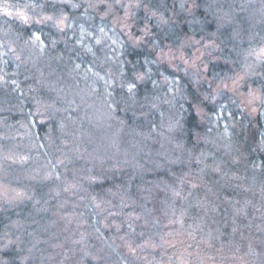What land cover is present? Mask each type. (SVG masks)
<instances>
[{"label":"rangeland","instance_id":"rangeland-1","mask_svg":"<svg viewBox=\"0 0 264 264\" xmlns=\"http://www.w3.org/2000/svg\"><path fill=\"white\" fill-rule=\"evenodd\" d=\"M32 2L33 0H0V8L13 12V15L6 16L3 11H0V44L6 45L15 41V43H12V47L16 49L15 53L9 52L7 56L0 58V76L4 78L0 81V88L7 90L12 87L10 94H15L16 89H18L20 85L18 74L20 73L23 80L32 81L31 85L34 87L49 86L50 88V86H62L60 93L57 92L58 88H53V90L56 96L60 95V101L67 107L61 104V109L55 111H59L61 113L60 116L51 113L48 117V114L45 113L44 110L40 112V121L47 123L48 119L51 118V121H54L56 125H58V137H55L58 142L56 140L55 143L52 142V147L56 146V148L55 151H50V156L44 151L45 144L36 131L31 110L22 109L18 112L20 114L14 113L15 118H18V120L15 121L18 123L17 127L5 129L0 125V134H3V138L6 136L5 139H0V215L7 211L9 212L11 209L13 211H20L21 209L32 207V205H37L30 202V199L34 195L30 190L31 186L27 188L26 178H34L36 181L39 180L40 183L45 184L48 183L46 181L53 180L55 182V192H53V195H57L56 200L53 201L49 194H45L42 199L36 200L37 203H41L44 210L39 211V213L46 214V212H49V222L41 224L38 219H19L13 221L19 228L30 229L36 233L35 237L32 238V245L28 246V248H33V246H35L33 248L34 250L44 247L45 244L50 245V242H55L54 237H44L41 235V231L43 232L46 228L52 227V234L57 237V241L53 244L59 245L58 249H60L62 255L61 259L57 262L54 260L55 257H52L50 253L47 264L86 263V259L91 252L88 254V257H84L89 246L82 245V241L79 239V237H82L80 235V229L85 231L83 230L85 226L90 225H95L98 229L99 222L96 217L97 213L104 214L107 219H110L111 226L116 227L119 225V231L122 230V226H124L123 229L126 231V234L123 236L124 241L118 247L114 244L115 240L113 236L109 234L106 243L117 255L114 252H109V254L113 258L115 257L117 261L110 258L108 255L107 257L104 255L100 260L101 264H117L116 262H119V264H146L150 259L154 264H160L161 259H163L166 264H224V260L226 259L223 255L225 244L219 242L218 237L216 238L215 233L218 229H216L213 235V239L216 238L217 243L215 244L214 241L208 244L197 236L195 229L191 232L189 231L191 226L185 230L182 229L181 225L176 226V220L174 222L169 220L168 223L163 225H168L170 223H173V225L170 226L169 231L163 237V245L159 247L157 254L153 252L151 256V254L147 253L146 246L145 248L141 247L140 242H137L136 246L132 248V244L136 239H143L141 236L137 238L131 236L133 231L130 233V229L128 228V223L130 221L122 218L120 216L122 214L121 212H116L113 208H109L111 211L108 209L103 212L104 207H96V204H101V202L98 201L97 198L95 201L93 200L95 196L92 192L95 184L99 183L100 178H105V174L109 170L118 174L119 169L116 165L122 162L117 161L114 164L112 159L110 160L107 158V155L108 157L110 156L109 151L113 154L118 150L112 146V140L102 143L99 139V134H95L99 129L93 124H88L78 119L77 113L80 112L78 104H69L68 101L72 99L79 100V97H82V93H84V100H88L89 95L85 93H91L86 91L87 83L93 84L94 90H97L100 85H102L103 88L106 87L105 80L109 82V85L112 84V80H110L107 75L108 67L105 61L108 56H111L112 59L108 61V63L111 64L112 61H115L120 55L122 47H120L119 42L122 41L123 37L119 36V33L114 31L111 26L101 23L96 18L82 14L78 24L75 25L77 32L75 35L71 36L70 41L67 42V46L64 41L58 42L62 43L65 50H61V48H57L56 46L53 48L51 46V40L57 39V37L51 35L49 32H43L42 38L49 40L47 54L37 59L35 55L30 54L29 49L24 44L25 40L28 39L29 31L32 30L15 15L17 10L25 11L23 5ZM233 3L234 0H204V3H202V5H207L203 8L205 12L207 11L206 14H203L204 17L208 18V20H215L220 23L223 29H231L227 41L229 44L226 49L227 53L224 52V54H219L217 48L218 44L212 41L218 38V36L210 35L209 33L204 34L203 31L200 33L188 32L185 25H187L188 21L192 18L184 24V31H187L189 35H195L196 39H200L201 35L214 38L207 41L210 45H213L211 49L212 62L208 64V73L210 72L211 78L215 74L214 69L216 70L217 68L220 70V73L215 76H223L226 74L222 71L224 66L233 64L234 62L237 63V67L241 70L249 72L256 70L250 67L245 62L243 55H241L244 53L245 49L249 47L247 41L251 39V35L245 34L244 29L250 28V25L248 21L243 18L244 14L239 12L238 5L235 6L237 14H233V9L229 7V5ZM209 5H211L210 8ZM196 17L197 15L194 18ZM208 20L207 22H209ZM190 23L189 21L188 24L190 25ZM81 24H83L86 32L92 33L91 36H85V44L92 47L95 57L91 53H88L84 47L76 45V40L79 36V26ZM101 27L105 29L104 34L99 32ZM192 27L195 28L196 25ZM109 36L117 40V45H112L111 40L107 39ZM96 38H101V45L95 43ZM73 48H75V51L72 50ZM0 51L7 52L8 48L4 47L0 49ZM73 54L74 56L71 58V63L63 61L65 55L69 57ZM16 55H20L21 59L17 60ZM30 55L31 58H29ZM77 63L81 65V73L80 71H72L74 64ZM17 65H19V67H17ZM216 65H219V67H215ZM89 67L93 69V72L99 73V76L104 77V79H99V77L94 76L92 72H86L85 70ZM227 74L231 75V73ZM170 79L172 78L170 77ZM251 79L256 81L253 87L257 89L260 88L261 83H264L260 81L259 76H252ZM13 81H15V84ZM109 90L110 87L107 88V91ZM242 91L245 93L243 98L230 97L224 99L218 97L208 102V106L205 109L207 116L204 118L205 124L203 131L199 134L198 145L204 144L208 149L215 148L226 156L229 152L231 153L232 148L236 145L235 136L236 133L240 132L243 142L247 141L249 144H255L256 148L258 146L260 147L259 135H256L255 140H252L251 134L264 132V118H262L260 114L251 113L252 105L248 103L249 98L247 97V89H243ZM78 92H80L79 96L76 95ZM17 97H20V93H17ZM21 105L24 106L25 103L22 101ZM70 109L73 111L74 117H72L73 120L71 122H66L64 116L69 115L67 111ZM36 110L34 114L39 118V113ZM249 121H252V123L250 124ZM256 121H259V131L256 130ZM61 124L64 125L63 128L60 127ZM247 124H250L251 131L246 128ZM225 128L228 129L229 134L227 136L224 135ZM242 130H244V132H241ZM16 134L20 137L18 140L22 141L25 140L24 135L26 134L28 138L30 136L34 138L33 146H35L37 155H33L31 158L36 159L33 163H39L41 161L34 175L32 171L33 168L30 171L29 167L18 169L14 174L9 173L13 165H15V159L18 161L20 158L23 162H26L28 159L24 155L18 158L15 157L24 149L27 143H23L22 141L13 142V137ZM15 139H17V137ZM44 156H48L47 159H44ZM52 156L55 157V159ZM3 158H5V161ZM194 158L196 159V155ZM50 161L51 163H49ZM61 161H63V163H61ZM103 161H110L108 168L102 165ZM58 164L62 165L59 166ZM53 166H55L56 172L59 173L60 177L62 176L63 179L66 177L65 181L62 179H55ZM2 167H4V169H2ZM256 167L259 168V165L257 164ZM59 168H61L63 173L60 172ZM193 180L192 183L191 181L188 182L191 188L196 187V181L193 184ZM36 181H34V183H36ZM69 185H75V187L69 188L67 192L64 191ZM17 193H22L23 195L17 196ZM110 213L114 215H110ZM134 216L135 213L131 214V220ZM118 219L120 220L118 221ZM14 223L11 222L9 224L11 225V229L16 227ZM109 223L110 221L101 220L104 230L110 229ZM81 227H83V229ZM132 229L136 230L134 227H132ZM99 232L102 233L103 230H99ZM5 233L8 234L9 239L16 241V243L9 244L7 250H10L11 246L17 249L19 241L12 233L7 231H0V246L7 243V240L4 238ZM204 234L208 233L204 232ZM59 237L61 239H59ZM125 243L130 244L123 245ZM203 243L205 245H203ZM121 245H123V247L120 249L119 247ZM227 245L229 244L227 243ZM130 247L132 250H130ZM191 247H194V249H191ZM68 248L71 253V259L66 262L65 255ZM155 248L156 247H153L152 249ZM97 249L96 247L95 250ZM148 249L150 250V247ZM212 250L216 252L212 253ZM80 255H82V257ZM130 256L131 260L128 261ZM21 260L22 258L19 257L18 260H15V264H20ZM29 264H34L32 259L29 261ZM230 264L236 263L230 262Z\"/></svg>","mask_w":264,"mask_h":264},{"label":"trees","instance_id":"trees-1","mask_svg":"<svg viewBox=\"0 0 264 264\" xmlns=\"http://www.w3.org/2000/svg\"><path fill=\"white\" fill-rule=\"evenodd\" d=\"M204 6L207 5H202L197 17L190 19V25L188 21L185 26L188 32L200 33L203 31L204 34L209 33L210 35L218 36L216 39L212 38L214 39L212 41L218 44L219 54L227 53L226 49L229 45L227 41L231 29H223L220 23L204 17L203 14L207 13L203 9ZM209 24L211 25L210 27L208 26ZM195 25V28L192 27ZM185 32L187 33V31ZM45 41L49 43V40L45 39ZM56 47L65 50L62 43H58ZM124 51L125 45L122 47L119 58H124ZM73 56L74 54L69 57L65 55L63 61L71 63ZM214 73L215 76L220 73V70L216 68ZM18 74L20 85L16 89L15 94H10L12 87L7 90L0 88V125L5 129L17 127L18 123L15 121L18 118H15L14 113L20 114L18 112L22 109L31 110L36 131L45 144L44 151L50 156V151H55L56 148V146L52 147V142L55 143V140L57 141L55 137L58 135V125L51 121V118L48 119L47 123L40 121V112L44 110L48 117L51 113L61 115L59 111H55L61 109V104L63 103L59 99L60 95L56 96L54 94L53 88H58L57 92L60 93L62 86L56 85L50 86V88L49 86L34 87L31 85L32 81L23 80L22 75ZM208 76L211 78L210 72ZM86 85V91L91 93L94 85L89 83ZM101 89H103L102 85L98 86L96 91L99 92ZM17 93H20L19 98ZM85 94L90 95L88 93ZM82 97L84 98V93H82ZM22 101L25 103L24 106L21 105ZM36 108L39 109V112ZM35 110L39 113V118L34 114ZM67 113L69 115H65L64 120L71 122L74 113L71 109ZM156 119H159V117L153 118V121ZM250 124L246 125L249 131H251ZM151 127L156 129V123L153 122ZM99 131H96L95 134H99ZM148 131L147 122L145 124L133 122L131 126H125L119 134L112 136V146L119 151L116 150L113 154L109 151L110 156L108 157L107 155V158L112 159L114 164L117 161L122 163L116 165L119 169L118 174L109 170L106 173L107 179L100 178L99 183L95 184L92 192L97 200L101 202V206L104 207L103 212L113 208L116 212L122 213L120 215L122 218L132 221L136 230H130V233L133 231L131 236L135 238L141 236L143 239H136L132 244V248L136 246L137 242H140V245L146 244L147 253L151 254V256L153 252L157 254L159 247L163 245V237L169 231L170 226L173 225V223L163 224L168 223L169 220H172V222L176 220V226L181 225L182 229L185 230L191 226L189 231L191 232L195 229L197 236L208 244L214 241L216 244V238L218 237V241L225 244L223 255L226 259L224 262L227 264H230V262L240 264L239 258L245 256L248 246L253 245L255 247V245L264 240L263 150L259 146L256 148L255 144H249L247 141L243 142L240 132L236 133V145L232 148L231 153L229 152L224 156L217 149H208L204 144H200L196 148L186 140L177 142L174 139L169 141L164 137L156 139L154 137L158 135L159 129H156L152 137L148 136ZM241 132H244V130ZM24 136L25 140L23 141L18 140L20 137L17 134L14 135L17 139L13 137V142H27L24 149L15 157L18 158L24 155L28 159L26 162L21 161L20 158L18 161L15 159V165H13L12 170L8 171L14 174L18 169L29 167L30 171L33 168L34 175L41 161L33 163L36 159L31 157L37 155L35 146H33L34 138L31 136L28 138L27 134ZM5 138H3V134H0L1 140ZM195 155L196 159L194 158ZM48 156H44V159H47ZM53 158L55 159V157ZM3 160L5 161V158ZM257 164L259 168L256 167ZM102 165L108 168L110 161H103ZM59 169L63 173L61 168ZM65 178L63 179L61 176L63 181H65ZM26 180L27 188L31 186L30 190L34 195L30 202L37 205H32V207L21 209L20 211L11 209L9 212L7 211L0 215V231H7L16 238L19 237V245L25 250L32 245V238L35 237L36 233L30 229L19 228L13 221L38 219L41 224L49 222V212H46V214L39 213L43 208L41 203H37L36 200L42 199L45 194H49L53 201L57 197L56 194L53 195V192H55V182L53 180L46 181L48 182L46 184L40 183L39 180L36 181L34 178H26ZM192 180L193 184L196 181V187L194 188L188 185V182L191 181L192 183ZM175 192H179L180 195H175ZM133 213H135V216L131 220V214ZM96 217L99 222L98 229L95 225L85 226L84 229L81 227L85 231L80 229L82 237H79V239L82 241V245L89 246L84 257H88L91 252L85 264H101L100 260L104 255L105 257L108 255L113 258L109 252H114V250L108 247L106 243L109 234L113 236L114 244L117 247L124 241L123 236L126 234L125 229H123L124 226H122V230H117L116 227L111 226V220L107 219L104 214L97 213ZM136 217L139 218L137 219ZM102 219L107 220V222L110 221L109 230L103 229ZM11 222L16 225L14 229H11V225H9ZM216 229H218L215 233L216 238L213 239ZM99 230H103V235ZM204 232L208 234H204ZM41 235L54 237L55 242L57 241V237L52 234V227L46 228L43 232L41 231ZM59 239L61 238L59 237ZM55 242H50V245L45 244L42 248L33 249L32 262L34 264H42L45 260L48 262L50 253L52 257H55L54 260L58 262L61 259L62 252L58 249L59 245L53 244ZM129 244L125 243L123 245ZM152 244L156 245L155 249H152ZM123 245L119 248L121 249ZM203 245L205 244L203 243ZM96 247L98 248L97 250H95ZM149 247L150 250L148 249ZM191 249H194V247H191ZM211 252L216 251L212 250ZM114 253L116 254V252ZM26 254V251L22 254L14 246H11L10 250L6 249L0 252V259L15 261L19 257L23 258V255ZM70 254L68 248L65 255L66 262L71 259ZM80 256L82 257V255ZM113 259L117 261L115 257ZM130 260L131 256L128 261ZM150 260L146 264H154ZM160 262V264H166L163 259ZM116 263L119 264V262Z\"/></svg>","mask_w":264,"mask_h":264},{"label":"clouds","instance_id":"clouds-1","mask_svg":"<svg viewBox=\"0 0 264 264\" xmlns=\"http://www.w3.org/2000/svg\"><path fill=\"white\" fill-rule=\"evenodd\" d=\"M202 3L204 0H72V4L76 5L73 7L66 5L64 0H33L23 8L29 16L26 26L30 30L49 32L57 37L54 40L64 41L66 46L71 36L76 34L75 25L82 14L111 26L123 37L124 58L117 57L111 64L108 63L111 59L105 61L108 78L113 83L106 84L99 92L93 89L88 100L79 97V100L68 101L69 104H78V119L100 130L102 143L110 141L112 136L133 122H147L148 136L152 137L159 129L154 137L156 139L186 140L198 148L209 101L218 97L243 98V89L260 95V89L264 88V83L260 84L259 89L253 87L256 81L251 79L252 76H259L260 81L264 82V64H258L253 53V50L264 48V0H234L229 5L234 15L237 14L235 6L238 5L239 12L244 14L243 18L250 25V28L244 29L245 34L251 35L247 41L249 47L241 55L256 70H241L234 62L224 66L222 71L225 75L212 78L208 76V64L212 62L213 45L207 42L212 37L201 35L200 39H196L195 35L184 31L185 22L197 15ZM58 18L74 23V27L58 29ZM12 43L4 47L9 50L13 48ZM72 50L75 51V48ZM234 80L238 81L235 85ZM169 81H179V84L170 85ZM129 82L136 84L134 95L127 91ZM109 87L111 95H108ZM76 95L79 96L78 93ZM254 107L256 110L253 111L252 105L251 113L264 112V104L259 101ZM155 117L159 119L153 121ZM153 122L156 129L151 127ZM256 124L259 131V121ZM4 238L7 243L0 246V252L5 251L9 244L16 243L8 238L7 233ZM33 248L25 250L17 244V251L27 253L20 264H29L34 255ZM239 260L240 264H264V240L255 247L249 245L245 256ZM0 264H15V261L0 259ZM42 264H47V260Z\"/></svg>","mask_w":264,"mask_h":264},{"label":"snow or ice","instance_id":"snow-or-ice-1","mask_svg":"<svg viewBox=\"0 0 264 264\" xmlns=\"http://www.w3.org/2000/svg\"><path fill=\"white\" fill-rule=\"evenodd\" d=\"M64 3H65L66 5H71V6H73V7L76 6V5L72 4V0H64ZM27 6H28L27 4L24 5V7H27ZM102 10H103V9H102ZM0 11H3L4 14H5L6 16H11V15H13V12H11V11H6L4 8H0ZM15 15H16V16H17V17H18V18H19V19H20L25 25H27V24L29 23V16L25 13V11H19V10H17V11L15 12ZM56 26H57V28L60 29V30H64V29H72V28L74 27V23H67L66 20H65L64 18H58V19L56 20ZM99 32H100L101 34H104L105 29H104L103 27H101V28L99 29ZM86 35L91 36L92 33H88V32H86V31H85V28H84V26H83V24H81V25L79 26V36H78V38H77V40H76V45H78V46H80V47H84L85 50H86L88 53H91V54L95 57V53L93 52L92 47H91V46H88V45L85 44V36H86ZM107 39L111 40L112 45H117V40H116V39H114V38H112V37H110V36L107 37ZM57 43H58V42H57L56 40H54V39L51 40V46H52V47H55V46L57 45ZM95 43H96L97 45H101V44H102V40H101V38H96ZM25 45H26V47L29 49L30 54H31V55H35V56L37 57V59H39V58H41V57H43L44 55L47 54L48 43L45 41L44 38H42V32L39 31V30L29 31V33H28V39L25 40ZM119 45H120V47H123V46H124L123 41H120V42H119ZM3 48H4V45H3V44H0V49H3ZM113 50H115V49H113ZM15 51H16V50L13 49V48H9V50H8L7 52L0 51V58H2V57H4V56H7V55L9 54V52L15 53ZM253 53H254L255 56H256V61H257V63H258V64H264V48H261V49H259V50H253ZM31 55L29 56V58H31ZM107 58H108V59H112L111 56H108ZM16 59H17V60H20V59H21V56H20V55H16ZM5 62H6V61H5ZM146 63H147V61H146ZM17 67H19V65H17ZM80 69H81V65L77 63V64H74L72 71H73V72H79ZM85 71H86V72H92V74H93L94 76L99 77V79H102V80L104 79V77L99 76V73L93 72V69H92L91 67L87 68ZM123 74H124V73H123V71H122V72H121V75H123ZM3 79H4V78H3L2 76H0V81H2ZM166 79H167V77H166ZM13 83L15 84V81H13ZM108 83H109V82H108L107 80H105V84H108ZM237 83H238V81H236V80L233 81V84H234V85L237 84ZM169 84H170V85H173V84L178 85V84H179V81H169ZM135 88H136V84H135L134 82H129V83L127 84V91H128V93H129L130 95H134V90H135ZM169 90L171 91L172 88H170ZM108 95H111V93L109 92ZM247 97L249 98V99H248V103H249L250 105H253V111H255L256 109H255L254 105L257 103V101H259L261 104H264V88L260 89V95H257V93H256L255 91L247 90ZM37 111L39 112V109H37ZM161 115H163V113H161ZM260 116H261L262 118H264V112H261V113H260ZM60 127L63 128L64 125L61 124ZM228 134H229V133H228V129L225 128L224 135L227 136ZM256 135H259V137H260L259 145H260V148H261L262 150H264V132H259V133H253V134H251V138H252V140H255V139H256ZM49 163H51V161H50ZM61 163H63V161H61ZM53 173H55V179H56V180H60V179H61L59 173L56 172L55 166H53ZM90 179H91V178H90ZM72 187H75V185H69L68 187H66V188L64 189V191L67 192V191H69V188H72ZM22 195H23L22 193H17V196H22ZM175 195L179 196L180 193H179V192H175ZM93 200L95 201V200H96V197H93ZM96 207H97V208H100V207H101V204H100V203H97V204H96ZM110 215H114V214H113V213H110ZM136 218L138 219L139 217H136ZM116 227H117V230H119L120 226L117 225ZM132 227H133V226H132V223L129 222V223H128V228H129L130 230H132ZM145 246H147V245H146V244H145V245H141V247H145ZM152 246L155 247L156 245L153 244ZM130 250H132L131 247H130Z\"/></svg>","mask_w":264,"mask_h":264}]
</instances>
